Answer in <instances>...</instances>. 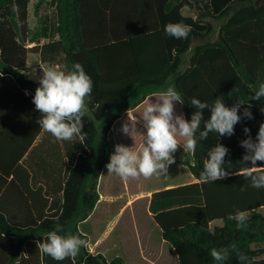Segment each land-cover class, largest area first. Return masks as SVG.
Returning <instances> with one entry per match:
<instances>
[{"label": "trees", "instance_id": "1", "mask_svg": "<svg viewBox=\"0 0 264 264\" xmlns=\"http://www.w3.org/2000/svg\"><path fill=\"white\" fill-rule=\"evenodd\" d=\"M29 4L0 0V75L34 96L38 85L27 77L28 60L33 55L36 61L39 55L43 64L68 69L80 63L93 88L83 135L73 140L79 154L58 187L55 208L52 204L42 213L7 210L0 197V264H125L119 257L108 260L93 254L88 247L74 259L55 261L37 244L58 223L63 228L59 234L78 235L89 245L80 226L100 200L99 180L114 153L110 134L115 122L170 86L185 102L181 107L186 120L196 111L191 99L211 107L218 97L227 107L237 99L248 102L238 114L250 105L254 119L242 118L231 137L209 133L202 140L200 132L210 115L204 110L196 150L189 161L180 162L197 182L151 195L149 211L162 239L175 251L178 264H264V214L259 211L264 208V188L251 187L243 175L249 165L242 161L245 149L240 146L248 138L245 127L255 140L264 123V98L252 100L264 83V0H39L36 12L45 4L57 12L58 38L45 44L30 28ZM184 11L193 15L185 16ZM212 20L225 21L218 40L193 47L215 32ZM176 22L191 26L186 39L165 34V26ZM190 51L191 66L183 72ZM39 116L36 111V120ZM217 144L229 149L223 165L229 176L204 182L203 162ZM237 210L247 212V229L237 230L236 221L228 220ZM215 222L222 226H213ZM214 247L229 250L224 261L209 255ZM240 253L247 256L246 262H239Z\"/></svg>", "mask_w": 264, "mask_h": 264}, {"label": "clouds", "instance_id": "2", "mask_svg": "<svg viewBox=\"0 0 264 264\" xmlns=\"http://www.w3.org/2000/svg\"><path fill=\"white\" fill-rule=\"evenodd\" d=\"M165 34L176 39H186L191 32V26L182 22L168 23L165 26ZM39 78V86L35 89L32 103L40 116L37 123L40 129L50 133L58 141H71L74 137L83 135V118L87 112L88 98L92 93L93 81L85 72L80 63L66 66H50L42 70ZM27 94V93H26ZM157 95V99L148 102L143 107L140 118L146 130L142 143L133 148L123 144L115 145L114 153L110 156V162L106 165L109 174H115L123 181L149 179L154 175L166 174L168 166L175 162L174 153L182 146L184 152L194 153L197 140L196 133L204 120V110L210 112L208 120L204 124V131L200 132L201 139L209 137V133L219 136L231 137L234 135V126L242 118L254 119L250 110L245 107L242 115L238 114L242 105L248 102L237 99L231 107L219 97L209 107L207 102H201L193 98L190 105L195 106L196 111L191 120H186L182 114L176 113V104L185 102L181 94L174 88L168 87ZM264 98V83L259 85L252 100ZM264 113V107L260 109ZM135 119V124L137 123ZM122 132L130 135V126L125 123ZM244 133L247 139L240 142L245 149L242 161L249 165L243 171L246 179L250 180V186L256 189L264 188V123L258 129L256 139L253 140L250 129L245 127ZM229 149L222 144H217L208 152V158L203 162V170L200 173L204 182H215L225 179L229 173L223 165ZM257 162H261L258 165ZM249 217L246 211L237 210L229 214L228 220L236 221L237 230L247 229ZM63 228L56 224L55 229L47 233L43 242H38L39 250L50 256L55 261L74 259L81 248L88 247V241L78 235H61ZM227 248H212L209 255L215 261H224L228 254ZM239 262H246L247 256L243 253L237 255Z\"/></svg>", "mask_w": 264, "mask_h": 264}, {"label": "crops", "instance_id": "3", "mask_svg": "<svg viewBox=\"0 0 264 264\" xmlns=\"http://www.w3.org/2000/svg\"><path fill=\"white\" fill-rule=\"evenodd\" d=\"M184 15L193 14L184 11ZM27 77L39 86V78L31 76V72ZM32 98L29 91L20 89L15 82L0 75V197L4 198L3 209L42 213L49 211L52 204L55 208L60 195L58 187L64 185L65 172L73 168L79 150L75 148L74 138L58 141L50 133L39 130ZM106 169L99 180L100 200L83 224H88L100 210L114 209L117 198L101 191ZM127 207L125 205L123 209ZM130 217L123 220L118 214L111 222L113 232L118 231L116 241H109L106 235L97 239L93 254H102L108 260L119 257L125 264H178L175 251L163 239L159 247L151 241L138 240L135 213ZM214 224L222 226V222ZM157 229L161 234L158 225Z\"/></svg>", "mask_w": 264, "mask_h": 264}, {"label": "rangeland", "instance_id": "4", "mask_svg": "<svg viewBox=\"0 0 264 264\" xmlns=\"http://www.w3.org/2000/svg\"><path fill=\"white\" fill-rule=\"evenodd\" d=\"M38 1L39 0H30L29 24L32 32L39 33L41 44H45L58 38L57 12L55 8L49 4L43 5L40 10L36 12L35 6ZM211 22L215 26V32L208 40H198L194 42L193 47L207 41H217L220 27L225 21L217 22L212 20ZM38 58L39 55H37L36 61H34L35 56H29L28 63L31 65V76L34 75L36 78H40L43 74V69L50 66H57L56 64H43ZM191 59L192 51L184 57L183 72L190 67ZM157 98V95L149 97L137 109L126 112L120 120L115 122L110 134V143L113 149H115V145L117 144H123L128 147L133 146L134 149L140 146L143 140L142 134L146 131L143 127V121L140 118L143 107L146 103L152 102ZM176 113L183 115L182 107L178 103L176 104ZM136 118L138 122L135 124ZM125 123H128L130 126V135L124 134L121 130ZM189 154V152L183 151L182 146L178 147V150L173 154L175 162L168 166L167 173L154 175L149 179L140 177L139 179L123 181L115 174H109L108 169H106L101 183V191L104 194L110 195V197H116L117 201L114 209L100 210L92 216L88 224H81L80 229L89 236V250L93 253L92 248L96 244V240L105 235L109 237V241H116V234H118V231L115 233L113 232L114 230L111 227L112 220L115 219L118 214H120L123 220H128L131 218L130 215L132 216L134 213L137 221V239L151 241L155 244L154 246L159 247L162 242L161 234L157 229V224L151 218L149 211L151 195L153 192L163 190L169 186L188 184L195 181L189 169L180 163L181 161H189ZM125 205L128 207L124 210L123 208ZM259 211L264 214V208ZM216 225L217 224H214L213 226ZM218 225H221V223H218ZM107 231L110 232L107 233Z\"/></svg>", "mask_w": 264, "mask_h": 264}]
</instances>
